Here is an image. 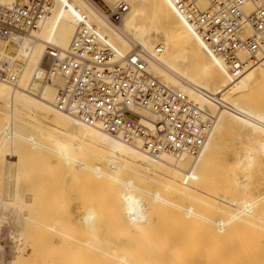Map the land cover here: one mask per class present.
I'll use <instances>...</instances> for the list:
<instances>
[{
    "label": "bare ground",
    "instance_id": "bare-ground-1",
    "mask_svg": "<svg viewBox=\"0 0 264 264\" xmlns=\"http://www.w3.org/2000/svg\"><path fill=\"white\" fill-rule=\"evenodd\" d=\"M105 1L115 4L118 0ZM126 1L129 5L128 10L122 14L120 21L113 25L94 11L85 0H54L49 13L31 33L21 34L13 31L6 36H0V61L6 60L12 71L19 68L17 84L12 85L0 79V162H3L2 155L5 158L13 151L20 154L26 151L34 153L39 150L47 151L57 165L62 166L73 178L88 175L115 184L113 188L122 200L123 215L129 225L139 228L147 221L149 204L152 207H174L181 211L187 222L195 220L206 222L210 235L218 243L223 242L231 231L237 233L245 226L246 237L239 233L242 241L240 243L243 244L241 248L245 247L246 250L245 254L242 248L245 258L250 259V261L247 259V262L253 260L248 264H253L255 260L256 263L258 259L264 260L263 240L261 241L262 238L257 235L264 232V189H261L264 186V177L262 180L259 178L262 186L252 199L245 197L252 178L248 170L242 174V178L233 182L234 186L231 189V192H235L236 188L241 189L244 195L241 197L244 198L240 200L226 196L220 199L221 194L218 193V196L208 197L203 191L213 178L211 168L218 143L230 130L245 133L264 150V109L258 105L256 91L254 92L257 82H261V86L264 87V54L254 61L249 59L246 51L241 50L239 57L246 60V65L240 74L232 76L222 60L208 50L201 38L175 12L169 0ZM81 23L97 28L99 34L120 53L128 52L129 40L150 52L156 47H161L162 51L156 55V60L148 63L150 73L215 117L214 126L198 156L152 157L144 152L138 143L122 142L55 106L54 82L60 83L61 78L55 76L52 77V83L45 82V70L50 74L51 65L46 58V48L53 45L58 48L60 57H64L65 50ZM251 32L249 26L243 29L244 36L250 35ZM37 112L54 122L57 131H65L67 133L65 135L70 138L58 136L55 130L56 133L51 131L52 139L46 142L43 137L36 136L35 132L29 133L27 125L33 126L34 123L31 124L25 117ZM140 114L147 116L144 111H140ZM32 118L37 120L35 116ZM145 121L142 118V122ZM37 128L44 131L40 125ZM251 160V153L242 157L240 159L242 168L251 169L253 167ZM144 183L153 188L143 189L140 184ZM256 183L259 185L258 181ZM223 184V187L227 188V185ZM17 197L6 201L0 196L2 228L0 231H3L5 224V233L11 234V229L7 225L10 217L14 215L15 225H21L20 218L23 216L19 218L17 214L22 208ZM177 200L189 201L190 205L181 206ZM221 200L231 207L221 205ZM196 203H201L199 205H202L204 210L211 207L220 217L208 219L201 211L202 206L200 210L194 207ZM7 214L9 215L6 217ZM95 216V212L89 208L83 220L91 222ZM25 217L24 219L34 221ZM44 226L45 228L48 226V229L53 228L52 230L55 227L46 224ZM242 238H246V241ZM83 243L90 245L88 240ZM212 248L215 249L213 246ZM16 251L15 243L14 253ZM180 253L182 254V250ZM124 258L123 255L119 256L120 261H124ZM225 259L223 255L222 258L219 255L216 262L223 264Z\"/></svg>",
    "mask_w": 264,
    "mask_h": 264
},
{
    "label": "rangeland",
    "instance_id": "rangeland-1",
    "mask_svg": "<svg viewBox=\"0 0 264 264\" xmlns=\"http://www.w3.org/2000/svg\"><path fill=\"white\" fill-rule=\"evenodd\" d=\"M261 85V82H257L254 92L256 91L258 105L264 109V87ZM32 116H35L37 120H33ZM32 116L25 117V120L35 125V127L27 125L29 133L35 132L36 136L43 137L46 142L52 139L51 131L57 132L56 134L60 137L62 135L69 137L65 135V131H57L54 122L49 121L50 119L45 115L37 112ZM38 125L43 127L44 131L39 130ZM242 134L236 130H230L220 139L211 168L213 178L203 190L207 196L221 194L220 199L223 196L237 200L244 198L241 197V195L244 196L241 189L236 188L235 192H231V189L234 186L233 182L242 178V174L247 170L252 178L245 197L252 199L262 186L260 181L264 176L260 175H264V150L255 143L256 141H252L245 133ZM248 153L252 154L253 167L243 169L240 159ZM2 158L0 196L6 201L18 196L22 210L20 209L17 217H23L20 218L22 219L20 226H16L13 221L16 218L15 215L8 220L7 226L11 229L13 237L10 233H5V224L3 231H0L2 232L0 233V264H126L127 262V264H219L216 262L219 255L221 258L222 255L224 259L226 258L223 264H248L250 261L247 258L249 260L247 262L245 247H242L244 251L241 248L243 244L240 243L241 236L246 237L247 234L245 226H242L237 233L231 231L223 242L218 243L210 235L206 222H204L205 225L201 220L187 222L181 211L174 207V209L163 206L152 207L149 204L147 221L139 228L133 227L127 223L123 215V203L116 195L115 184L112 185L105 180H97L88 175L73 178L62 166L57 165L47 151L39 150L37 153L26 151L22 154L13 151L5 158L2 155ZM223 183L227 185V188L223 187ZM140 186L146 190L153 188L145 183ZM262 188L264 189V186ZM180 201L177 200L181 206L190 205L189 201ZM220 203L230 206L222 200ZM196 204L194 207L200 210L201 203ZM89 208L95 212L96 218L86 222L83 216ZM202 208L203 206L201 211L208 219L220 217L211 207H207L206 210ZM45 224L49 227L55 226L54 230L48 229V226L45 228ZM0 230H2L1 226ZM239 232L243 235L240 236ZM257 235L262 238H259L261 241H264V232ZM245 239L242 238V240ZM85 240H88L90 245H85L83 243ZM15 243L17 251L14 253ZM231 249L232 251H229ZM216 252L218 257L215 256ZM121 255L125 257L126 262L119 260ZM255 261L253 264H264L263 259H258V263Z\"/></svg>",
    "mask_w": 264,
    "mask_h": 264
},
{
    "label": "built area",
    "instance_id": "built-area-1",
    "mask_svg": "<svg viewBox=\"0 0 264 264\" xmlns=\"http://www.w3.org/2000/svg\"><path fill=\"white\" fill-rule=\"evenodd\" d=\"M110 24H117L128 10L126 0L109 4L85 0ZM185 20L219 57L229 74L237 76L246 65L239 52L256 61L264 54V0H169ZM54 0H0V36L11 32L28 34L49 13ZM250 7V9H247ZM249 26L251 34L244 36ZM128 52L120 53L92 25L79 24L60 57L57 47L48 45L49 73L54 82V104L80 121L128 144H139L152 157L200 154L215 117L154 77L148 63L156 60L161 47L150 52L129 40ZM0 79L18 83L19 68L0 61ZM140 111L147 113L142 116ZM142 118L145 122H142Z\"/></svg>",
    "mask_w": 264,
    "mask_h": 264
}]
</instances>
